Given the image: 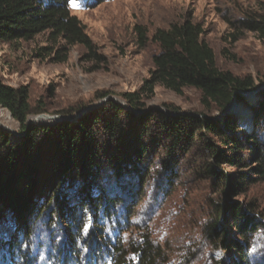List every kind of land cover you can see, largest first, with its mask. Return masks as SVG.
Here are the masks:
<instances>
[{
    "label": "rangeland",
    "instance_id": "374dc122",
    "mask_svg": "<svg viewBox=\"0 0 264 264\" xmlns=\"http://www.w3.org/2000/svg\"><path fill=\"white\" fill-rule=\"evenodd\" d=\"M76 3L77 6L73 7L71 2V13L86 27L103 58L101 61H89L87 51L81 45L69 49L66 62L56 61L55 53L38 56L42 48L58 49L60 44H65L61 40L55 43L49 32L27 42L0 44V81L14 88L28 87L34 108L44 110L30 118L29 126L51 129L63 122L76 124L85 117L93 120L99 111L101 123L110 118L109 101L133 111L122 95L139 91L150 78L154 69L153 58L160 52L159 45L151 41L152 37L158 30L187 19L201 25L202 39L214 50L220 69L256 81L257 87L253 91L258 92L254 95H250L253 91L243 93L244 101L233 102V108L230 110L232 103L225 112L203 107L201 92L196 89H186L180 96L157 85L152 97L146 100V109L136 112L138 119L148 120L147 126L152 129L145 138L150 150L148 167L139 168L144 176L136 179L133 174L116 180L108 173L101 177L107 196L118 198L120 203L114 218L104 219L99 214L104 236L112 242L120 239L128 246L148 233L157 244L168 248L170 264H216L220 261L233 264V260L239 258L238 253H226L212 247L205 235V226L214 210L212 202L219 203L221 195L214 183L199 175L211 160L207 141L223 152L228 149L216 138L205 136L189 146L181 145L182 150L177 148L174 156L169 158V142L159 139L152 126L159 120L160 113L200 118L206 114L221 127H225L228 117L234 118L237 136L242 141L254 132L252 110L264 98V43L253 33H245L233 40L228 20L239 17L241 10L264 8V0H76ZM137 26L148 32L146 47L139 43ZM105 92L110 94L109 97L101 99ZM167 106L179 110L175 113ZM150 110L155 115H146ZM138 119H127L125 131L131 133ZM0 125V129L12 134V139L23 137L18 123L2 108ZM53 135L48 133L39 141L36 159L43 175L48 174L49 167L58 159V142ZM128 136L123 140L126 152H129L132 135ZM105 145L111 153L116 151L114 144ZM243 156L250 162L253 155L246 151ZM223 171L231 177L241 172L233 166H225ZM245 173L251 174L249 170ZM172 177L171 183L169 179ZM45 181V178L41 181L40 192L47 189ZM81 181H84L83 177L78 180ZM64 185V191L70 192L73 198L79 197L76 188L69 189V182L65 181ZM247 190V193L234 197L231 203H253L256 206V214L262 223L253 239L249 260L251 264H264V183L250 185ZM6 215L3 224L9 230L12 220L8 212ZM55 219V216L45 215L43 221L33 228L28 242L23 243L20 239L23 255L17 251L11 254L16 264H110V257L103 253L102 258L94 261L95 253L89 247L94 224H88L79 244V262H64L62 255L69 247L70 237L66 235V225ZM11 233L13 231L10 236ZM227 233L232 235L235 228L227 227ZM5 251L0 252V264H10L11 256Z\"/></svg>",
    "mask_w": 264,
    "mask_h": 264
},
{
    "label": "trees",
    "instance_id": "16d2710c",
    "mask_svg": "<svg viewBox=\"0 0 264 264\" xmlns=\"http://www.w3.org/2000/svg\"><path fill=\"white\" fill-rule=\"evenodd\" d=\"M71 2L0 0V44L27 42L49 32L55 43L61 40L65 44H60L58 49L42 48L38 56L55 53L56 61L66 62L69 49L81 45L86 49L89 61H101L103 58L86 27L77 16L72 15ZM228 23L233 40L245 33H253L264 43L263 7L241 10L239 17L228 20ZM135 30L140 45L146 47L149 42L146 28L137 26ZM203 34L201 25L191 19L158 30L151 41L159 45L160 52L153 58L154 69L150 78L139 91L122 95L133 111L109 101L110 118L101 123L99 111L93 120L85 117L76 124L63 122L51 129L29 126L30 118L44 110L34 108L28 87L14 88L0 81V108L11 114L23 134L22 138L14 140L11 133L0 129V252L6 249L5 252L10 256L14 251L22 254L23 243L29 241L35 225L43 221L45 215H49L66 225V235L70 237L69 247L62 255L64 262H79V244L83 241L88 224H94L93 238L89 244L95 253L94 261L102 258L103 253L110 257V264L171 263L168 248L157 244L148 233L128 246L120 239L112 242L104 236L99 214L104 219L114 218L120 203L118 198L107 196L101 177L108 173L116 180L133 174L136 179L144 176L139 168L143 165L148 167L150 150L145 138L152 129L147 126L148 120L138 119L136 112L146 109V100L152 97L157 85L180 96L186 89H196L201 92L203 107L208 110L215 108L219 112H225L235 101H244L243 93L256 89L254 78L243 79L218 67L215 52L202 39ZM109 95L105 92L100 98L106 99ZM167 107L175 113L179 110L173 106ZM252 111L255 130L246 135L244 141L237 136L235 120L230 117L226 119L225 127H221L206 114L200 118L160 113L159 120L152 126L159 139L169 142V158L174 156L177 148L182 150L181 145L189 146V143L193 144L205 136L216 138L228 149V152H223L207 141V150L211 152L213 163L210 160L199 175L214 183L221 195L219 203L212 202L214 210L205 226V235L212 247L226 253H238L239 258L233 260V264H251L249 251L262 223L253 203H231L234 197L247 193L248 186L264 183V98ZM146 115L151 117L155 114L150 110ZM127 119H138L131 133L125 131ZM252 120L251 114V124ZM48 133H54L53 136L57 138L58 159L49 167L48 174L43 175L41 166L37 164L36 153L39 141ZM129 134L132 137L129 152H126L123 140ZM107 143L114 144V153L105 145ZM246 151L253 155L250 162L244 160L243 153ZM225 166L236 167L241 172L231 177L223 171ZM246 170L251 174L245 173ZM81 177L84 179L82 183L78 182ZM43 178L47 189L40 192ZM172 178L169 179L171 183L174 180ZM65 181L69 182V189H77L78 198L64 191ZM7 212L12 220L9 230L3 224ZM227 227H234L235 233L226 235ZM12 256L9 263L16 264Z\"/></svg>",
    "mask_w": 264,
    "mask_h": 264
},
{
    "label": "snow or ice",
    "instance_id": "6c2138e0",
    "mask_svg": "<svg viewBox=\"0 0 264 264\" xmlns=\"http://www.w3.org/2000/svg\"><path fill=\"white\" fill-rule=\"evenodd\" d=\"M73 7L77 6L76 0H72Z\"/></svg>",
    "mask_w": 264,
    "mask_h": 264
},
{
    "label": "bare ground",
    "instance_id": "6f19581e",
    "mask_svg": "<svg viewBox=\"0 0 264 264\" xmlns=\"http://www.w3.org/2000/svg\"><path fill=\"white\" fill-rule=\"evenodd\" d=\"M251 94H253L254 95V93H250V95ZM254 98H256V97H254ZM251 99V98H250ZM233 106H234V103L232 104V106L230 107V110L233 108ZM1 126V125H0ZM2 128V127H1Z\"/></svg>",
    "mask_w": 264,
    "mask_h": 264
},
{
    "label": "water",
    "instance_id": "95a60500",
    "mask_svg": "<svg viewBox=\"0 0 264 264\" xmlns=\"http://www.w3.org/2000/svg\"><path fill=\"white\" fill-rule=\"evenodd\" d=\"M258 92V90L257 91H253V92H250V93H257ZM132 110V109H131ZM228 111V110H227ZM5 129V128H4Z\"/></svg>",
    "mask_w": 264,
    "mask_h": 264
}]
</instances>
